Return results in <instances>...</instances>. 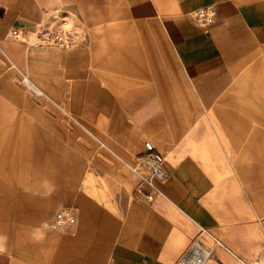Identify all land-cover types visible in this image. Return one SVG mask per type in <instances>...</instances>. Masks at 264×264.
Here are the masks:
<instances>
[{
    "label": "crops",
    "instance_id": "obj_1",
    "mask_svg": "<svg viewBox=\"0 0 264 264\" xmlns=\"http://www.w3.org/2000/svg\"><path fill=\"white\" fill-rule=\"evenodd\" d=\"M139 1L144 8L150 5ZM69 2L82 8L93 3L100 18H106L108 6L138 5L135 0H0V163H17L10 152H23L18 163H27L26 140L20 147L13 139L27 104L17 75L28 57L42 65L44 54L26 38L57 15L60 3ZM208 4L216 16L205 30L190 12ZM151 5L167 18L165 30L103 27L101 39H112L106 36L113 33L118 45L106 43L96 52L99 73L84 74L79 67L84 53L64 59L69 64L64 72L76 77L70 108H62L72 122L59 115L71 134L86 129L108 146L90 124L93 115L104 113L102 103L114 104L115 150L138 154L150 141L168 178L153 180L160 193L151 205L142 204L132 192L136 179L125 169L132 163L98 159L97 167L105 170L101 186L90 187L88 195L76 193L79 159L63 146L56 154L52 138L42 135L36 157H46L45 162L34 160L35 171L27 176L58 185L48 192L38 185L14 193L0 187V231L19 239L20 256L29 264H243L263 244L264 0H151ZM14 28L26 37L11 35ZM50 58L51 65L58 63V52ZM48 81L41 87L28 83L39 96L57 97ZM71 142L76 148L75 139ZM3 152L10 157L1 158ZM61 182L69 185L60 189ZM62 206L75 208L78 223L53 230Z\"/></svg>",
    "mask_w": 264,
    "mask_h": 264
},
{
    "label": "rangeland",
    "instance_id": "obj_2",
    "mask_svg": "<svg viewBox=\"0 0 264 264\" xmlns=\"http://www.w3.org/2000/svg\"><path fill=\"white\" fill-rule=\"evenodd\" d=\"M76 2L78 3V1ZM76 2L60 3L57 15L53 19H49L42 28V30H50L62 35L64 39L66 38L63 45L55 43L42 45L39 44L34 36H28V38H26V42L30 45V48L43 51L44 61L42 66L38 63L31 62L30 57H28L25 70L17 75V82L21 94L25 95L27 104L25 108L22 107L20 109V118L17 128L19 134L14 136L13 139H16L15 143L20 145V147H24V142L26 140L27 163H18L19 156H23V152L9 153L16 159L17 163H0V187L9 188L12 193H14L18 187L20 188V186L23 187L24 185H26L27 188H32V186L37 185L39 187L43 186L41 188L42 192H48L49 190H52L51 187L55 188L56 185H58L48 180L34 182L27 176L29 172V175L31 176L35 171V165H37L34 163V160L37 161L36 146L40 144V137H42V135L52 138V141L54 142L52 148L56 154L59 153L58 146H63L67 149V153L73 152V156L79 159L78 163H81L79 166L80 176L75 183L76 193L84 192L88 195L90 193V187L99 188V186H101L100 181L103 180H99V176H105V170L97 167L98 159L99 163L100 161H102L101 163H132L128 170L126 167L125 169L127 174L135 178V173L133 172L132 167L136 166V158L142 152L138 154L135 152H129V155H123L120 151L115 150L114 104H111L108 107V105L106 106L102 103L101 106L104 107V113L101 115H93L90 124L91 131L93 133H98L99 136L108 143V146L98 144L95 137L86 129H81V131H76V133L71 134V126L67 124L61 115L67 119L70 118L62 108H70L72 86L76 77L68 76L64 72L67 69V66H69L64 59L66 57L68 58L70 54L75 52L84 53L85 60L82 61L79 66L84 69V74L90 70L99 73V67L96 65V52L100 47H104L106 43L110 45L112 42H115L116 45H118V41L115 39L113 40V33L106 36L112 37V39H107L105 37V39H101L100 36H104L102 34L103 32L101 33L103 27L105 28L109 26L113 29L114 26L113 32L116 30L115 26H118V24L122 27L121 31L124 32H135L136 30L164 31V21L167 18L161 14L158 8L151 5V0H148V3L150 4L148 8H144L142 1L139 0H135V3L138 5L134 8L124 7L121 9H115L108 6L106 18L99 17L100 9L98 7L95 8L93 3L82 8ZM197 8L190 12V16L193 17V13ZM146 14L148 16H146ZM138 21L139 24L137 23ZM124 43L126 42L124 41ZM51 52H58V63H54L55 65H51L50 63L52 61L50 58ZM46 53L48 54V59H45ZM73 67H75V65H73ZM56 68H59L62 72L55 73L53 70ZM24 77L27 78L29 83H33V86L36 85L37 87H41L40 84H45L48 79L49 81L52 80L54 83L53 88H56L57 97L45 98L44 96L37 95L34 91H31L23 85L22 79ZM36 78H41L43 81L38 83ZM82 78H85V76ZM102 85L104 88L105 84L103 83ZM85 91L86 89L84 88V92ZM120 108L121 107H119V114L121 112ZM69 120L71 121V119ZM73 122L75 121L73 120ZM82 122L87 123V120L82 119ZM74 124L79 126L77 122ZM82 133L85 135V138L83 135L81 136ZM73 139H75L77 144L76 148H74V143L71 142ZM100 149H103L106 154L100 155ZM8 157L10 156L7 152L1 153V158ZM45 158L46 157L42 156L41 161L38 160L37 163H44ZM140 172L142 173L143 171L140 169ZM68 185V182L59 183V186L61 187L60 189H64ZM136 186L137 180L134 188H132L134 196V189ZM142 186H144L146 190H149L146 185ZM135 198L142 204L151 205L140 198L138 199L136 196ZM64 208L69 209L75 218L74 223L66 227H73L78 223L75 208L73 206H62L57 210L60 211ZM57 210L55 212H58ZM66 227L53 228V230L57 229L58 231H62L67 229ZM50 229L52 228L50 227ZM3 232L0 231V258L4 260L5 264H29L20 256L19 251L21 243L18 241L19 239L14 241L12 239L13 236L11 237V235H9L8 230L5 231V233ZM32 235L35 234L32 233ZM262 236L264 239V230L262 231ZM242 262L246 264H264V241L262 246H258L254 249L250 261L243 260Z\"/></svg>",
    "mask_w": 264,
    "mask_h": 264
},
{
    "label": "built area",
    "instance_id": "obj_3",
    "mask_svg": "<svg viewBox=\"0 0 264 264\" xmlns=\"http://www.w3.org/2000/svg\"><path fill=\"white\" fill-rule=\"evenodd\" d=\"M215 16L216 10L213 5L199 7L193 13L195 21L205 30H207L214 21ZM11 35L26 37L27 34L24 30L14 28L11 30ZM33 36L36 37L39 44L42 45L48 43L63 45L66 39L56 32L42 29L35 30ZM22 83L25 86L27 85L28 80L26 77L22 79ZM143 145L144 151L136 158V166L132 167L137 180V186L135 187L134 192L138 199L140 198L146 203L152 204L156 196L160 193L155 187L153 180L165 181L168 178V172L164 168L161 154L155 151L153 144L150 141L145 140ZM140 158H145L146 163L139 160ZM140 169L143 171L142 173L140 172ZM142 185H146L149 190H146ZM74 221L75 218L71 211L64 208L55 213L51 225L54 228H64L68 225H72Z\"/></svg>",
    "mask_w": 264,
    "mask_h": 264
},
{
    "label": "bare ground",
    "instance_id": "obj_4",
    "mask_svg": "<svg viewBox=\"0 0 264 264\" xmlns=\"http://www.w3.org/2000/svg\"><path fill=\"white\" fill-rule=\"evenodd\" d=\"M27 85H28V87L32 90H34L35 91V93H38L29 83H27ZM32 90V91H33ZM139 160H141L142 162H144V163H146V160H145V158H140Z\"/></svg>",
    "mask_w": 264,
    "mask_h": 264
}]
</instances>
